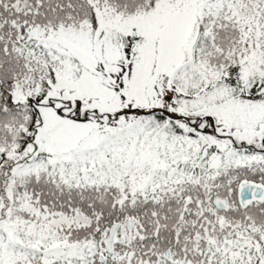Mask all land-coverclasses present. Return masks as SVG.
<instances>
[{
    "label": "snow or ice",
    "instance_id": "6c2138e0",
    "mask_svg": "<svg viewBox=\"0 0 264 264\" xmlns=\"http://www.w3.org/2000/svg\"><path fill=\"white\" fill-rule=\"evenodd\" d=\"M0 264H264V0H0Z\"/></svg>",
    "mask_w": 264,
    "mask_h": 264
}]
</instances>
